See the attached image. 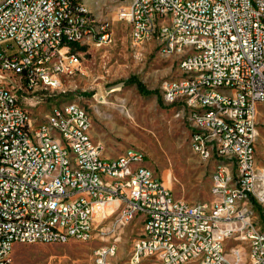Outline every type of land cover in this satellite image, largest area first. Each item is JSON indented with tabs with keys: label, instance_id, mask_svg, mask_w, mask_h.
<instances>
[{
	"label": "built area",
	"instance_id": "built-area-1",
	"mask_svg": "<svg viewBox=\"0 0 264 264\" xmlns=\"http://www.w3.org/2000/svg\"><path fill=\"white\" fill-rule=\"evenodd\" d=\"M115 2L100 19L80 0H0V264H14L18 245L90 243L107 234L100 227L109 218L116 230L137 217L143 229L129 264H264V169L256 160L264 0ZM119 22L129 24L133 45L155 42L178 57L181 77L164 82L163 100L182 107L195 156L226 159L212 174L210 203L176 199L140 149L105 157L78 104L54 107L47 129L20 105V90L60 91L64 78L83 74L85 49L111 44ZM138 180L142 193L132 192ZM117 241L98 247L94 264H114Z\"/></svg>",
	"mask_w": 264,
	"mask_h": 264
},
{
	"label": "rangeland",
	"instance_id": "rangeland-1",
	"mask_svg": "<svg viewBox=\"0 0 264 264\" xmlns=\"http://www.w3.org/2000/svg\"><path fill=\"white\" fill-rule=\"evenodd\" d=\"M100 19L112 16L115 0H81ZM84 73L64 78L60 91L28 94L20 90V105L28 109L36 124L45 121L54 107L76 103L92 119V137L102 146L105 157L116 159L129 148L140 149L147 155L148 166L164 179L176 199L190 204L212 201L214 163H204L192 153L190 128L178 116L180 105H167L163 100L165 81L181 77L178 57L164 56L155 42L140 46L131 41L127 22L114 25L111 44L85 49ZM135 78L147 95L141 94ZM256 160L264 169V104L259 106ZM109 218L96 240L73 241L65 245H18L13 252L14 264H94V251L115 242L119 253L114 264H129L134 242L140 237L143 219L114 230ZM264 227L263 222H261ZM112 228V231H110ZM231 243L228 244V247ZM247 262V260L245 261Z\"/></svg>",
	"mask_w": 264,
	"mask_h": 264
},
{
	"label": "bare ground",
	"instance_id": "bare-ground-1",
	"mask_svg": "<svg viewBox=\"0 0 264 264\" xmlns=\"http://www.w3.org/2000/svg\"><path fill=\"white\" fill-rule=\"evenodd\" d=\"M83 8L88 14H92L85 6L83 2H81ZM79 45L80 46H87V36H79ZM62 62L63 63H70V54H62ZM35 123V122H34ZM39 129H47V122L39 123ZM219 146H226V138H219ZM211 163H214L215 170L218 168H222V166H226V159L223 157H216L212 159ZM145 189V180H138V184L132 185V192L134 193H142Z\"/></svg>",
	"mask_w": 264,
	"mask_h": 264
},
{
	"label": "trees",
	"instance_id": "trees-1",
	"mask_svg": "<svg viewBox=\"0 0 264 264\" xmlns=\"http://www.w3.org/2000/svg\"><path fill=\"white\" fill-rule=\"evenodd\" d=\"M127 84H136L138 86V89L141 92V94H143V95L148 94V92L145 90L144 86L140 82H138L135 78L128 80Z\"/></svg>",
	"mask_w": 264,
	"mask_h": 264
}]
</instances>
